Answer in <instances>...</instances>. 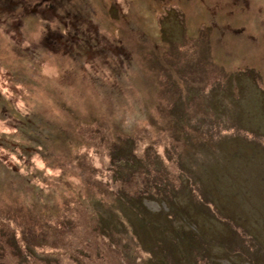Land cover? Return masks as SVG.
<instances>
[{
  "label": "rangeland",
  "instance_id": "374dc122",
  "mask_svg": "<svg viewBox=\"0 0 264 264\" xmlns=\"http://www.w3.org/2000/svg\"><path fill=\"white\" fill-rule=\"evenodd\" d=\"M22 1L0 0V264H264V0ZM73 1L87 42L57 35Z\"/></svg>",
  "mask_w": 264,
  "mask_h": 264
},
{
  "label": "trees",
  "instance_id": "16d2710c",
  "mask_svg": "<svg viewBox=\"0 0 264 264\" xmlns=\"http://www.w3.org/2000/svg\"><path fill=\"white\" fill-rule=\"evenodd\" d=\"M42 1L43 0H40V2H42ZM44 1H46V2L48 1V3L51 6V9H52L51 17H54V18H57V19L58 18H65L63 16H66V14L62 15V10L65 9V7L62 6V5H57L56 4L57 0H44ZM25 2L26 1H22L21 0L20 4H22V6L25 9V11L27 10L25 13L28 14V5ZM71 8L73 9L74 14L76 15V16L74 15L75 16V21H72V25H69L66 21L60 20V24H62V25H60V24L59 25H60V27H63V28L59 29V33H57V35L60 36V37L65 35L67 38H69V36H72L73 40H74V38L75 39L76 38H81V39H83L84 41L87 42V26L89 28H91V27L95 28L96 26L94 24V21H93V19L91 17L84 16V7L82 6V4H80V3L76 2V1H73L72 5H71ZM72 9H69L68 12L72 13L73 12V11H71ZM41 12L42 11L37 10L38 14H40ZM41 14H45V13H41ZM65 26L68 27L67 30H65ZM45 27L49 28L48 25L47 26L45 25ZM83 27H85V29ZM94 30L95 29H92V31H94ZM95 32H96V30H95ZM82 35H84V36H82ZM69 39H71V38H69ZM32 140H37V137L33 135L32 136ZM0 143L5 144L2 141H0ZM140 205L143 206L144 209H146L151 215H153L155 217L158 215V214H155L154 212H152L150 209H148L146 207V205H144L143 203H141ZM134 222H136V218H135Z\"/></svg>",
  "mask_w": 264,
  "mask_h": 264
},
{
  "label": "bare ground",
  "instance_id": "6f19581e",
  "mask_svg": "<svg viewBox=\"0 0 264 264\" xmlns=\"http://www.w3.org/2000/svg\"><path fill=\"white\" fill-rule=\"evenodd\" d=\"M243 30H245V29H243Z\"/></svg>",
  "mask_w": 264,
  "mask_h": 264
}]
</instances>
